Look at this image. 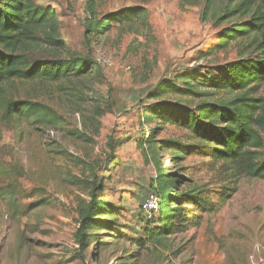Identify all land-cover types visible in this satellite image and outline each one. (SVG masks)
<instances>
[{
	"label": "rangeland",
	"instance_id": "obj_1",
	"mask_svg": "<svg viewBox=\"0 0 264 264\" xmlns=\"http://www.w3.org/2000/svg\"><path fill=\"white\" fill-rule=\"evenodd\" d=\"M88 1L36 0L52 7L59 18L67 44L59 57L86 55L97 72L79 81L36 79L6 86L8 99L45 103L61 123L48 128L21 116L5 119L0 111V264H264V180L233 176L220 181L206 159L191 155L175 164L168 150L160 159L169 171L187 165L186 175L195 183L220 189V183L229 182L232 190L222 207L210 213L183 206L191 220L194 213L202 215V224L170 235L166 246L142 248L135 242L145 223L139 205L155 179L154 167L144 161L136 140L155 126L161 127L156 138L185 132L157 120L142 122L143 106L153 101L148 92L163 79L213 72L215 65L236 58L239 44L226 53H215L211 46L221 27L235 20L217 26L210 15L202 16L203 0L194 5L181 0H95L99 16L126 6L145 11L140 19L115 24L106 34L86 40ZM209 50L212 56L207 58ZM258 94L264 96V84ZM78 96L84 101L80 112H73L81 102ZM213 97L227 94L220 91ZM97 105L105 112L93 133L81 121L90 124ZM68 130L85 132L92 140L78 139ZM109 136L123 139L114 167L106 159ZM91 169L105 184L104 197L120 208L116 230L109 231L113 236L99 235L101 250L92 255L91 244L80 257L74 242L76 205L86 199V191L77 179H90Z\"/></svg>",
	"mask_w": 264,
	"mask_h": 264
},
{
	"label": "trees",
	"instance_id": "obj_2",
	"mask_svg": "<svg viewBox=\"0 0 264 264\" xmlns=\"http://www.w3.org/2000/svg\"><path fill=\"white\" fill-rule=\"evenodd\" d=\"M95 0H89L85 19L86 40L104 35L115 25L132 19H140L145 9L126 6L100 15L95 11ZM194 5L200 0H181ZM202 16L210 15L221 27L211 46L215 53L227 52L232 44H239L236 58L215 65L213 72L181 73L166 78L149 90L143 106L142 122L157 120L161 125L170 124L184 130L180 136L156 138L160 126L150 135L144 133L136 140L146 163H152L155 179L149 192L158 195V209L147 219L140 210L144 223L142 236L136 245L142 248L166 246L170 235L185 232L189 227H199L202 215L192 214L189 219L183 206H192L201 214L221 208L232 190L220 183V189H209L205 183H195L189 176L187 165H179L177 171H169L161 162V154L168 150L170 161L177 164L186 156L196 155L216 167L220 181L228 177H247L264 180V96L258 92L264 84V0H203ZM238 20V21H236ZM245 41L244 43L242 41ZM67 44L60 30V21L50 6L36 0H0V111L5 119L21 116L44 127L56 128L61 118L49 105L30 99H8L6 86L13 81H62L89 79L97 72L96 65L86 55L78 53L59 57ZM40 55L34 58L33 55ZM212 56L207 51L206 57ZM214 60L218 55L213 54ZM77 84L72 89H77ZM223 91L225 98L213 97ZM175 96L176 99L168 97ZM76 104L73 112H80L84 99ZM104 109L94 107L84 130L92 128L97 133L99 118ZM69 133L78 139L92 140L85 132ZM123 145V139L106 141V159L111 166L118 162L115 152ZM90 179H77L83 183L86 199L76 205L77 227L74 242L77 254L82 256L94 244L100 251L99 235H112L116 230V214L119 206L104 197L105 184L91 169ZM188 174V173H187ZM218 196V199H214ZM190 212V211H188ZM178 220V221H175Z\"/></svg>",
	"mask_w": 264,
	"mask_h": 264
},
{
	"label": "built area",
	"instance_id": "obj_3",
	"mask_svg": "<svg viewBox=\"0 0 264 264\" xmlns=\"http://www.w3.org/2000/svg\"><path fill=\"white\" fill-rule=\"evenodd\" d=\"M158 195L154 192L150 193L148 197L141 203L140 210L143 216L150 219L154 216L158 209ZM77 246V244H75Z\"/></svg>",
	"mask_w": 264,
	"mask_h": 264
}]
</instances>
